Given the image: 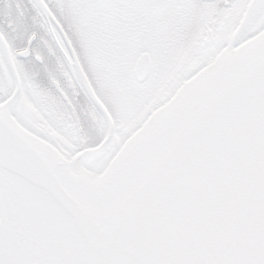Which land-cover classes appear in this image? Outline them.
<instances>
[{"label":"snow or ice","instance_id":"snow-or-ice-1","mask_svg":"<svg viewBox=\"0 0 264 264\" xmlns=\"http://www.w3.org/2000/svg\"><path fill=\"white\" fill-rule=\"evenodd\" d=\"M0 264H264V0H0Z\"/></svg>","mask_w":264,"mask_h":264}]
</instances>
